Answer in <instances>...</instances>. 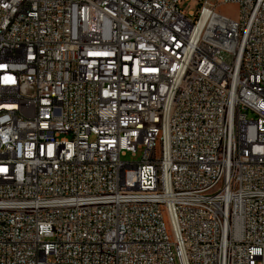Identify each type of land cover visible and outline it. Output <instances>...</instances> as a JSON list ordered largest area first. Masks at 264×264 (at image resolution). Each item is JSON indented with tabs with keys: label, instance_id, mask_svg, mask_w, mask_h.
<instances>
[{
	"label": "built area",
	"instance_id": "1",
	"mask_svg": "<svg viewBox=\"0 0 264 264\" xmlns=\"http://www.w3.org/2000/svg\"><path fill=\"white\" fill-rule=\"evenodd\" d=\"M0 264H264V0H0Z\"/></svg>",
	"mask_w": 264,
	"mask_h": 264
},
{
	"label": "rangeland",
	"instance_id": "2",
	"mask_svg": "<svg viewBox=\"0 0 264 264\" xmlns=\"http://www.w3.org/2000/svg\"><path fill=\"white\" fill-rule=\"evenodd\" d=\"M180 9L187 15L191 11L196 13L198 7L194 2H181ZM219 12L226 17L236 20L238 19V15H239V7H237L236 5L229 4V5L222 6ZM131 159L132 158L129 155L127 158H124L123 161H130ZM165 223H166L168 231H170L171 228H170L169 220L167 217H165Z\"/></svg>",
	"mask_w": 264,
	"mask_h": 264
}]
</instances>
